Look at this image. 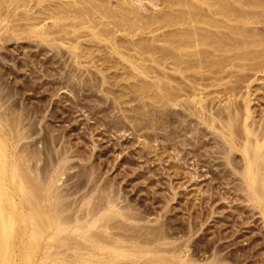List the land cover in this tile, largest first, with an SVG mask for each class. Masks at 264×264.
Returning a JSON list of instances; mask_svg holds the SVG:
<instances>
[{
	"label": "rangeland",
	"instance_id": "1",
	"mask_svg": "<svg viewBox=\"0 0 264 264\" xmlns=\"http://www.w3.org/2000/svg\"><path fill=\"white\" fill-rule=\"evenodd\" d=\"M118 1L43 0V7L33 0L28 3L32 4L29 12L19 8L20 19L8 22H21L26 31L8 33L0 40L1 107L8 110V116L21 118V131L26 137L19 146L27 145L31 166L35 171L40 169L49 183V202L64 222L73 224L76 219L84 226L89 220L100 221V229L94 232L101 237L92 235L91 239L99 238L109 247L127 251L125 257L95 253V260L149 264L144 261L151 257L175 260L181 256L185 260L187 256L191 260L188 264H205L218 258L228 264H264L261 208L252 206L244 190L237 187L241 182L237 139L229 149L217 131L186 111L185 99L172 110L170 106L162 110L152 95L153 87H149L152 94L148 89L136 91L135 84L147 82L151 86L161 70L147 59L145 66L152 71L149 81L134 75L130 66L112 52L119 36L118 48L131 58L135 51L126 34L116 32L111 41L92 35L93 31H104L100 11L115 8ZM131 1L144 16L153 15L164 5L163 0ZM58 2L73 3L83 14L78 13L79 19L77 15L74 19L67 16L61 23L48 12ZM33 20L35 28L43 26L42 35L28 32L27 23ZM155 42L164 45L163 41ZM141 56L149 58L147 54ZM164 71L173 73L168 83L172 80L171 85L185 87L179 72L168 66ZM178 75L182 83L175 81ZM204 77L197 82L199 92L202 90L207 99L202 101L206 114L218 116L226 102L231 104L232 97L217 92V86L210 85L213 80ZM236 97L231 110L237 109ZM261 101H255L259 103L257 108L264 98ZM104 213L109 217L101 218ZM102 235H107L106 242ZM83 251L86 257L88 250ZM72 253V249L66 251V261H74ZM36 260L39 262V257L29 264H38Z\"/></svg>",
	"mask_w": 264,
	"mask_h": 264
},
{
	"label": "bare ground",
	"instance_id": "2",
	"mask_svg": "<svg viewBox=\"0 0 264 264\" xmlns=\"http://www.w3.org/2000/svg\"><path fill=\"white\" fill-rule=\"evenodd\" d=\"M30 1L33 2V0H0V40L8 33L15 35L26 31L25 26L19 25L21 22L11 25L8 22L19 18L18 16L21 14L19 11L20 14L17 13L19 8L29 12L32 5H28ZM163 1L164 5L160 6L161 8L153 15L144 16L139 14L131 0H119L116 7L114 6L115 8L105 7L100 11L102 15L100 20H104L105 28L104 31H93L92 35L98 37L99 40L107 41L115 39L116 32L126 34L129 46L135 51L132 52L131 58L125 57L126 53L124 54L118 48L120 44L116 41L119 36L116 41H112L114 45L112 52L117 54L123 62H126V66H130L134 75H141L145 79H140L145 81L152 74H149L151 68L145 66L144 62L148 61L147 59L155 62L161 70L159 73L157 71V80L153 82L154 84L149 83L151 86L147 85V82V84L144 82L146 85L144 83L135 84L136 91L143 92L145 90L144 92H146L147 89L152 91L149 87H153V94L150 90L148 92L155 97L157 103H160L162 110L164 106H170L169 109H171V107L180 105V102L185 99V104L188 105H186L188 107L186 111L196 115L213 131H217L229 149L232 147V143L237 142V152L241 160L237 161V174L241 179L240 184L237 183L240 186L237 187L244 190L246 199L252 206L261 208V216L264 218V106L262 107L264 103L260 104L262 108L256 107L259 104L256 105V102H262L261 97L264 98V88H261L264 83V0ZM35 2L38 6H46L43 0H34ZM72 4L58 2L54 9L51 10L50 7L48 12H52L51 16L55 14L54 16L61 23L67 16L69 19L70 17L74 19L76 15L83 14V11H78L81 8H75ZM136 5L138 6V4ZM33 7L35 6L33 5ZM77 18L79 19V16ZM35 25L36 21H29L27 23L28 30L30 29L28 32H40L42 35L45 31L43 26L37 29ZM167 27L170 29L165 31L164 28ZM157 30L162 31L155 34ZM148 33L149 36L143 35ZM42 39L45 41L46 38ZM123 40L125 39L123 38ZM154 41H163L164 45H156ZM91 48L93 49V47ZM143 54H147L149 58L142 57ZM78 55L77 57H79ZM121 60L119 61L121 62ZM148 64L152 65L153 63ZM104 65L105 63L103 67ZM166 66L181 74L185 81V87L181 84L180 86L171 85L172 80L168 83L171 74L165 73ZM204 76L213 80L210 85L213 87L216 85L217 92L232 97V99L229 98L232 105L235 96H237V109L231 110V104H226V102L224 109L222 104L220 105L222 112L218 116L207 115L205 111L207 107L204 104L206 101H203L205 93H202V90L199 92L200 81L197 82L201 78H205ZM233 76L235 79L232 78ZM175 81L179 82L180 77ZM2 99L0 97V264H29L35 257H39V262L36 260L38 264H115L116 262L109 258L95 260L93 255L98 253L100 255H115V257L127 256V251L122 248L114 247V245L109 247L107 244L101 243V239L98 241L99 238L91 239L92 235L101 237L94 232V229H100V221L97 223V220H89L82 226L83 223L80 224L76 219L73 224L62 220L59 210L49 202V183L41 175L40 169L37 168L40 172L35 171L31 166L27 145L19 146L21 140L26 137L24 130L21 131L22 120L18 116H8V110L6 111L5 108L3 110L1 107ZM253 101L255 104L252 103ZM162 117L160 118L162 119ZM221 137L220 140H222ZM234 139L237 141L233 142ZM228 151L229 153L233 152L232 150ZM226 156L230 159V156ZM110 212L115 213V211ZM109 213H104L101 218L109 217ZM100 231L104 233L102 230ZM104 236L105 240L102 235L103 242H106L107 235ZM85 248L88 253H86V257H83ZM68 249H72L74 252V254L72 253L73 258L75 257L74 261L69 262L64 258ZM135 257L134 260H136ZM167 258L151 257L144 262L149 264H188L189 260L187 256L185 260L181 256L175 260ZM141 263L143 264V262ZM205 264L228 263L224 262V259L218 258Z\"/></svg>",
	"mask_w": 264,
	"mask_h": 264
}]
</instances>
